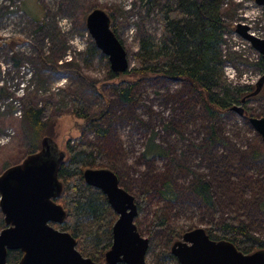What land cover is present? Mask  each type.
Wrapping results in <instances>:
<instances>
[{
	"label": "rangeland",
	"instance_id": "obj_1",
	"mask_svg": "<svg viewBox=\"0 0 264 264\" xmlns=\"http://www.w3.org/2000/svg\"><path fill=\"white\" fill-rule=\"evenodd\" d=\"M163 1L158 0L160 5ZM93 7L113 14L131 66L143 33L157 42L161 36L159 9L147 12L146 0H0V174L22 162L31 149L22 120L25 102L51 107L57 140L64 146L69 137L81 136L76 125L81 120L72 113L77 95L86 112H104L108 129L103 138L87 132L84 139L99 144L104 164H112L124 181H131L136 200L146 192L148 203L138 209L136 219L141 234L149 239L148 264H176L161 254L171 250L170 240L182 239L196 227H211L215 217L241 221L264 240V212L259 206L264 201V140L249 118L233 110L216 123L212 139L213 121L200 101L186 86L168 79L143 82L137 90L140 103L121 101L109 82L107 59L86 60L91 36L85 21ZM26 10L40 11L42 16L34 19ZM221 11L233 28L222 46L226 71L243 77L241 86L255 85L264 74L263 64L259 65L262 55L236 32V26L245 24L264 38V6L256 0H225ZM67 63H74L79 75ZM52 64L64 68L55 70ZM262 88L249 104L254 117L264 116ZM154 133L167 154L146 159L142 154ZM197 177L211 183L216 207L195 195L192 185ZM166 179L174 184L175 199L161 194ZM0 215L4 217L1 208ZM161 217L168 228L156 230ZM177 227L183 230L181 235H174Z\"/></svg>",
	"mask_w": 264,
	"mask_h": 264
},
{
	"label": "trees",
	"instance_id": "obj_2",
	"mask_svg": "<svg viewBox=\"0 0 264 264\" xmlns=\"http://www.w3.org/2000/svg\"><path fill=\"white\" fill-rule=\"evenodd\" d=\"M224 1L165 0L160 5L158 0H146L147 12L159 9L157 20L162 25V33L158 42L151 34L143 33L140 37L139 48L132 56L133 65L129 71L115 73L111 69L108 70V78L111 80L109 82L120 100L127 104L140 103L141 96L137 90L143 82L148 80L157 78L176 81L183 87L186 86L192 97L200 101L203 110L213 121L211 124L212 139L216 137L218 128L216 123L235 110L236 104L243 105L244 112L241 113L243 116L246 118L254 116L253 108L249 104L251 100L258 98L263 88L258 94H254L257 85H232L225 76L226 60L222 46L225 42V35L232 32L233 28L227 23L225 15L221 11ZM96 8L93 7L89 12ZM26 12L34 19H39L42 16V12L39 14L40 11L26 10ZM89 12L86 14V18ZM109 15L111 16V27L122 42L113 14ZM97 56L106 58L109 64L108 57L97 48L93 39L90 38L86 60L89 61ZM260 60L259 65L263 64L264 66L262 56ZM66 65L71 71H75L76 75H79L80 71L74 63ZM51 67L61 70L64 68V64H52ZM72 113L81 120L76 124L81 136L69 137L62 146L57 140L58 133L51 117V107L47 104L39 106L31 100L26 101L25 108L22 110V120L32 143L28 154L39 151L42 139L46 136L55 139L64 149L66 158L58 173L64 189L56 200L66 209L67 219L63 225L56 226L69 231L77 239V248L84 256L90 257L98 263H104L105 253L113 242L112 229L118 214L100 189L86 184L83 179V171L88 167L110 168L117 173L121 185L131 194H133V188L131 181H124L122 174H119L112 164L109 166L104 164L105 152L102 147L83 137L87 132H94L101 138L107 135L108 129L103 124L104 112L98 114L86 112L83 99L75 95ZM156 135V133L152 134L146 142L142 154L146 159L167 154V150L156 142ZM260 154L262 155V153ZM255 156L257 157V154ZM248 179L252 180L253 177ZM192 187L195 195L200 197L207 206L216 207L215 196L209 181L197 177ZM175 193L172 180L166 179L161 187L162 196L167 200L175 199ZM140 198L141 200H136L138 209L148 203L146 192ZM259 206L264 212V201ZM135 222L139 229L137 219ZM5 226L4 217L0 215V230ZM156 227V230L168 228L167 220L161 217L156 223ZM206 230L212 239L231 241L244 253L264 249V240L255 235L241 221L220 220L219 217H215L213 225ZM173 232L174 235L175 232L181 235L183 230L177 227L173 228ZM176 237L174 236L170 242L176 241L177 239H174ZM161 254L179 264L170 249L161 251ZM22 256V251L12 250L8 252L7 261L9 264H17Z\"/></svg>",
	"mask_w": 264,
	"mask_h": 264
},
{
	"label": "water",
	"instance_id": "obj_3",
	"mask_svg": "<svg viewBox=\"0 0 264 264\" xmlns=\"http://www.w3.org/2000/svg\"><path fill=\"white\" fill-rule=\"evenodd\" d=\"M256 2L264 6V0ZM86 25L97 48L108 57L111 70L129 71L131 61L111 27V16L101 8L93 9L87 15ZM236 32L264 60V38L250 33L245 24H238ZM256 85L254 94L261 91L264 76ZM234 108L244 112L243 105ZM249 120L264 140V116H252ZM65 158L64 149L46 136L39 151L28 154L22 162L0 174V208L6 224L0 230V264H9L7 256L12 250L23 253L17 264H148L149 239L140 233L135 222L138 215L135 196L121 185L117 173L110 168L88 167L83 171L86 184L100 189L118 214L105 262L84 256L77 248V239L69 231L56 227L67 219L66 209L56 200L64 189L58 173ZM171 253L180 264H264V249L244 253L231 241L212 239L203 227L186 231L182 239L172 243Z\"/></svg>",
	"mask_w": 264,
	"mask_h": 264
},
{
	"label": "built area",
	"instance_id": "obj_4",
	"mask_svg": "<svg viewBox=\"0 0 264 264\" xmlns=\"http://www.w3.org/2000/svg\"><path fill=\"white\" fill-rule=\"evenodd\" d=\"M252 33V32H251ZM254 34V33H252ZM255 35V34H254ZM229 67H225V76H228L229 75V78L227 79L229 83H231L232 85H240L239 83L242 82L241 80H243V77L241 76H238L237 72L233 71L232 72V75H230V73L226 70H228ZM246 79V76H244V80ZM257 79L253 82L254 84L257 83Z\"/></svg>",
	"mask_w": 264,
	"mask_h": 264
}]
</instances>
